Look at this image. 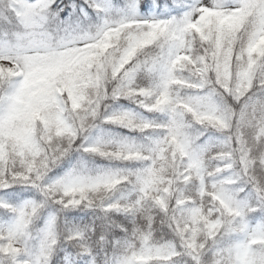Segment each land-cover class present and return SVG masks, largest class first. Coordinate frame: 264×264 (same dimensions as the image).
<instances>
[{
	"label": "snow or ice",
	"instance_id": "6c2138e0",
	"mask_svg": "<svg viewBox=\"0 0 264 264\" xmlns=\"http://www.w3.org/2000/svg\"><path fill=\"white\" fill-rule=\"evenodd\" d=\"M0 264H264V0H0Z\"/></svg>",
	"mask_w": 264,
	"mask_h": 264
}]
</instances>
